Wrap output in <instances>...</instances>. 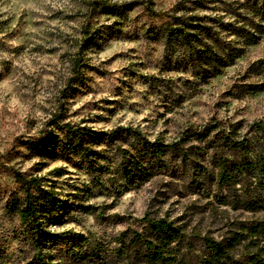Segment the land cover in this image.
<instances>
[{
    "label": "clouds",
    "instance_id": "9594fccd",
    "mask_svg": "<svg viewBox=\"0 0 264 264\" xmlns=\"http://www.w3.org/2000/svg\"><path fill=\"white\" fill-rule=\"evenodd\" d=\"M258 29L264 0H0V264H264Z\"/></svg>",
    "mask_w": 264,
    "mask_h": 264
},
{
    "label": "rangeland",
    "instance_id": "374dc122",
    "mask_svg": "<svg viewBox=\"0 0 264 264\" xmlns=\"http://www.w3.org/2000/svg\"><path fill=\"white\" fill-rule=\"evenodd\" d=\"M215 2L223 3V0H215ZM200 6H202V7H207V5H200ZM206 19L213 20V18H210V17H208V18H206ZM213 22H217V23H218V21H215V20H213ZM221 27H222L223 29H225V30H227V29H232L233 31H238V32H242V31H243L242 29H235V28H233L232 25H221ZM258 30H259V31H264V29H258ZM200 32H201V31H200ZM201 33H206L208 36H211V37H214V38H217V37H218V34H216V33L214 32V30L211 29V28L206 29V31H202ZM193 38H194V37H193ZM194 39H196V40L199 42V37L194 38ZM249 39H250V40H254L255 38H254V37H249ZM218 42H219V41H218ZM221 63H223V62L221 61Z\"/></svg>",
    "mask_w": 264,
    "mask_h": 264
},
{
    "label": "trees",
    "instance_id": "16d2710c",
    "mask_svg": "<svg viewBox=\"0 0 264 264\" xmlns=\"http://www.w3.org/2000/svg\"><path fill=\"white\" fill-rule=\"evenodd\" d=\"M194 28L198 29L201 32L202 31H206V29H208L207 27H201L199 25L194 26ZM194 38H197V37H194ZM201 56L203 57L204 54L202 53ZM206 59H207V62H212V60L215 59V58L214 57H207Z\"/></svg>",
    "mask_w": 264,
    "mask_h": 264
}]
</instances>
